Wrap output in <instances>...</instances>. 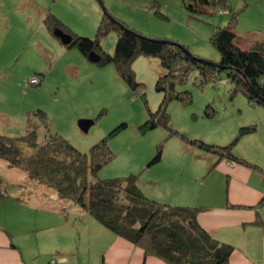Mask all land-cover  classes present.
<instances>
[{"label": "rangeland", "instance_id": "1", "mask_svg": "<svg viewBox=\"0 0 264 264\" xmlns=\"http://www.w3.org/2000/svg\"><path fill=\"white\" fill-rule=\"evenodd\" d=\"M207 7L190 14L184 0H0V133L11 137L24 133L30 127L27 117L31 115L37 134L42 136L44 123L33 114L42 109L50 131L87 152L91 144L124 124L109 134L112 157L96 171V177L136 173L146 192L158 187L155 192L164 191L171 197V191L181 192L175 185H184L190 190L195 186L199 195L211 189L226 196L229 176L219 168L224 157L217 160L219 151L198 146L190 139L221 146L232 140L240 126L254 124L255 130L240 136L233 146V152L245 155L241 150L256 139L255 134L264 140V104L249 102L240 90L232 93L224 70L214 79L201 82L194 67L184 81L174 85L175 90L190 91L191 100L171 98L167 103L172 129L162 124L145 128L142 124L147 110H155L162 98V91L155 88L156 78L165 72L159 56L139 53L132 59L131 68L139 84L131 88L112 62L89 60L76 46L64 45L43 22L49 11L69 31L94 37L105 16L144 36L181 43L190 53L212 61L220 58L210 39L217 26L230 24L239 46L264 39V0H216ZM115 38L114 29L102 35V49L112 52ZM82 118L93 120L87 130L78 125ZM158 146L160 159L147 164ZM31 151L22 146L25 158ZM256 162L251 163L260 164ZM16 196L24 202L17 204L13 201ZM0 197H4L0 199V225L16 232L24 247L30 249L33 245L26 238L33 224H50V219H54L53 224L65 219L75 224L77 215H88L71 200L63 202L67 200L53 188L30 179L24 168L10 166L1 157ZM182 198L189 201L187 195ZM6 199L8 208L3 207ZM169 200L175 203L173 198ZM38 202H45L49 208L38 206ZM22 204L25 212L14 208ZM88 217L89 222L78 223L83 231L89 224L96 231H111L90 214ZM70 231L71 238L51 232L40 237L39 245L47 250L41 256L52 259L55 251L49 249L68 248L70 242L78 245L84 240L73 227ZM105 240L95 239L89 256L96 251L92 247Z\"/></svg>", "mask_w": 264, "mask_h": 264}, {"label": "trees", "instance_id": "2", "mask_svg": "<svg viewBox=\"0 0 264 264\" xmlns=\"http://www.w3.org/2000/svg\"><path fill=\"white\" fill-rule=\"evenodd\" d=\"M184 1L189 13L195 14L206 10L216 0ZM43 22L51 32L59 27L70 33L71 40L64 45L76 46L86 56L90 50L96 51L100 55L98 64L112 62L117 74L131 88L139 84L131 68L132 59L139 53L159 56L165 72L156 78L155 88L162 91V98L155 110H147L148 117L142 124L145 128L162 124L172 129L167 103L171 98L183 102L191 100L190 91L175 90L174 85L184 81L194 67L198 69L201 82L214 79L224 70L232 83V93L240 90L249 102L264 104V39L239 46L230 24L217 26L210 37L220 54L219 60L213 62L185 52L186 47L181 43L154 40L105 16L99 21L94 37L69 31L49 11L44 14ZM110 29L116 31V38L113 51L106 52L101 47L100 37ZM33 114L44 123L42 136L37 134L31 115L27 117L30 127L24 133L14 137L0 133V157L8 165L21 166L30 179L53 188L60 198L71 200L112 232L140 245L146 253L159 256L165 264L228 263L234 246L213 237L200 225L197 213L201 205L171 204L154 199L141 188L136 173L106 178L94 175L112 157L107 141L109 134L124 124L99 138L86 152L77 149L59 133L50 131L42 109ZM254 130V124L242 125L232 140L221 146L190 140L198 146L219 151L217 160L224 157L235 162L241 159L233 153L234 144L240 136ZM22 146L32 150L27 158L22 155ZM160 156L158 146L147 164L158 161ZM258 203H264V195Z\"/></svg>", "mask_w": 264, "mask_h": 264}, {"label": "crops", "instance_id": "3", "mask_svg": "<svg viewBox=\"0 0 264 264\" xmlns=\"http://www.w3.org/2000/svg\"><path fill=\"white\" fill-rule=\"evenodd\" d=\"M254 136L256 139L248 141L241 150L245 155L233 152L241 160L233 162L224 158L221 161L222 167L219 168L226 171L229 176L226 196L211 189L199 195L195 186L190 190L189 187L184 188V185H175L181 192L174 194L176 191H171V197H166L167 194L165 195L164 191L155 192L158 187L149 190L152 192L145 191L148 196L159 201L171 203L169 199L173 198L175 203L201 205L202 208L197 213L200 225L213 237L230 242L234 246L227 264H264V203H258L264 195V140L256 134ZM248 156L260 164L249 160ZM43 192L44 190L41 193ZM186 195L188 202H184L182 198ZM14 198L13 201L17 204L24 202L20 196ZM38 203V206L49 208L45 202ZM8 204L7 199L3 201L4 208H8ZM14 208L25 212L23 204ZM88 215H77V218L73 220L75 224L72 221L69 223L67 219L55 224H53L54 219H50V224L41 223L38 226L33 224L28 231L31 233L26 238L33 245L32 249L24 247V240L19 238L16 232L0 225V264H165L159 256L146 253L140 245L112 231H96V227L90 224L83 231V226L78 223L85 224L86 219L89 222ZM72 227L76 229L80 240L84 236L80 244L74 245L70 242L68 248L57 246L49 249L55 251L53 261L51 257L41 256V252L44 251L46 254L47 250L39 245L40 237L42 239L43 235L48 234L46 232H51L71 238ZM72 238L75 239V236ZM97 238L106 240L92 247L96 251L91 257L89 256L90 245Z\"/></svg>", "mask_w": 264, "mask_h": 264}, {"label": "water", "instance_id": "4", "mask_svg": "<svg viewBox=\"0 0 264 264\" xmlns=\"http://www.w3.org/2000/svg\"><path fill=\"white\" fill-rule=\"evenodd\" d=\"M52 33L57 36L59 38V40L63 43V44H67L69 43V41L71 40V35L70 33L66 32V31H63L61 28L59 27H55L53 30H52ZM154 40H159V41H164L165 39H157V38H153ZM185 52H188L189 51L187 49H185ZM87 57L89 60L91 61H94V62H97L100 58V55L99 53H97L96 51L94 50H90L88 53H87ZM204 59V58H203ZM214 62V61H213ZM217 64V62H216ZM224 68H226L225 66H223ZM93 123V120L91 119H78V125L83 129V130H87L88 127L90 126V124Z\"/></svg>", "mask_w": 264, "mask_h": 264}, {"label": "built area", "instance_id": "5", "mask_svg": "<svg viewBox=\"0 0 264 264\" xmlns=\"http://www.w3.org/2000/svg\"><path fill=\"white\" fill-rule=\"evenodd\" d=\"M219 11H221L222 12V9H219ZM40 80V79H39Z\"/></svg>", "mask_w": 264, "mask_h": 264}]
</instances>
